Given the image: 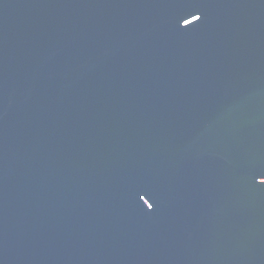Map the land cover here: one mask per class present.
Segmentation results:
<instances>
[{
	"label": "water",
	"instance_id": "1",
	"mask_svg": "<svg viewBox=\"0 0 264 264\" xmlns=\"http://www.w3.org/2000/svg\"><path fill=\"white\" fill-rule=\"evenodd\" d=\"M0 264H264V0H0Z\"/></svg>",
	"mask_w": 264,
	"mask_h": 264
},
{
	"label": "snow or ice",
	"instance_id": "2",
	"mask_svg": "<svg viewBox=\"0 0 264 264\" xmlns=\"http://www.w3.org/2000/svg\"><path fill=\"white\" fill-rule=\"evenodd\" d=\"M196 20L198 19V17L195 18ZM152 207V205L150 204V208Z\"/></svg>",
	"mask_w": 264,
	"mask_h": 264
}]
</instances>
